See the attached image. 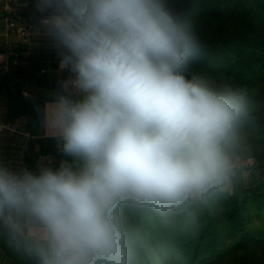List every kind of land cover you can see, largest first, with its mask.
<instances>
[{
	"label": "clouds",
	"instance_id": "9594fccd",
	"mask_svg": "<svg viewBox=\"0 0 264 264\" xmlns=\"http://www.w3.org/2000/svg\"><path fill=\"white\" fill-rule=\"evenodd\" d=\"M66 72L42 109L53 167L0 159V226L36 264H140L129 213L188 223L256 167L254 93L194 70L178 0H37Z\"/></svg>",
	"mask_w": 264,
	"mask_h": 264
},
{
	"label": "trees",
	"instance_id": "16d2710c",
	"mask_svg": "<svg viewBox=\"0 0 264 264\" xmlns=\"http://www.w3.org/2000/svg\"><path fill=\"white\" fill-rule=\"evenodd\" d=\"M178 5L193 19L202 44L194 70L230 78L254 93L255 121L247 132L261 177L199 214L195 234L188 223L169 225L154 214L129 213L140 235V264H264V0H178ZM26 77L18 68L8 80ZM29 150L24 159L29 167L40 155H49L53 167L61 159L50 137L37 139ZM0 249L15 264H36L10 243L2 226Z\"/></svg>",
	"mask_w": 264,
	"mask_h": 264
},
{
	"label": "crops",
	"instance_id": "0c3cea01",
	"mask_svg": "<svg viewBox=\"0 0 264 264\" xmlns=\"http://www.w3.org/2000/svg\"><path fill=\"white\" fill-rule=\"evenodd\" d=\"M13 6L19 10L18 21L34 27L26 43L7 27V10ZM41 19L37 0L0 1V62L8 52L17 53L18 68L27 76L8 80L0 74V122L9 119L19 124L16 132L0 134V159L14 167L26 165L24 159L37 139L48 138L41 123L42 109L67 75L59 69V57L43 33ZM51 161L49 155H40L35 164ZM0 264L15 263L0 249Z\"/></svg>",
	"mask_w": 264,
	"mask_h": 264
},
{
	"label": "built area",
	"instance_id": "2783aa9c",
	"mask_svg": "<svg viewBox=\"0 0 264 264\" xmlns=\"http://www.w3.org/2000/svg\"><path fill=\"white\" fill-rule=\"evenodd\" d=\"M1 1V0H0ZM19 10L16 6L10 7L7 10L6 24L7 27L13 31L21 42L26 43L33 32V25L29 22L21 23L17 20ZM18 55L17 53L8 52L5 59L0 62V74L6 79L12 78L13 74L18 69ZM18 123L14 121L0 122V134H12L17 131Z\"/></svg>",
	"mask_w": 264,
	"mask_h": 264
},
{
	"label": "rangeland",
	"instance_id": "374dc122",
	"mask_svg": "<svg viewBox=\"0 0 264 264\" xmlns=\"http://www.w3.org/2000/svg\"><path fill=\"white\" fill-rule=\"evenodd\" d=\"M260 177H261L260 173L253 170V173L249 176V178L245 182H242L241 184L244 187L251 184H255L260 180Z\"/></svg>",
	"mask_w": 264,
	"mask_h": 264
},
{
	"label": "water",
	"instance_id": "95a60500",
	"mask_svg": "<svg viewBox=\"0 0 264 264\" xmlns=\"http://www.w3.org/2000/svg\"><path fill=\"white\" fill-rule=\"evenodd\" d=\"M18 86V84H16Z\"/></svg>",
	"mask_w": 264,
	"mask_h": 264
}]
</instances>
